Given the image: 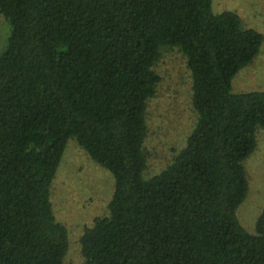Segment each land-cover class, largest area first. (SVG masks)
Returning <instances> with one entry per match:
<instances>
[{
  "label": "trees",
  "instance_id": "16d2710c",
  "mask_svg": "<svg viewBox=\"0 0 264 264\" xmlns=\"http://www.w3.org/2000/svg\"><path fill=\"white\" fill-rule=\"evenodd\" d=\"M0 264H62L51 200L71 138L115 178L110 213L80 239L81 264H264L237 217L245 160L264 127V90L233 91L264 34L213 0H0ZM177 47L198 118L185 147L144 177L155 65Z\"/></svg>",
  "mask_w": 264,
  "mask_h": 264
},
{
  "label": "rangeland",
  "instance_id": "374dc122",
  "mask_svg": "<svg viewBox=\"0 0 264 264\" xmlns=\"http://www.w3.org/2000/svg\"><path fill=\"white\" fill-rule=\"evenodd\" d=\"M216 13L237 12L246 27L264 34V0H213ZM10 34L8 21L0 14V51ZM161 81L157 92L148 102V136L144 143L149 178L165 169L187 143V137L197 122L193 106V78L185 55L174 47L155 65ZM264 90V42L259 54L233 79L235 93ZM257 147L245 160L249 190L237 209L244 228L256 234V223L264 209V127L257 130ZM51 200L54 213L68 229L69 250L62 264L84 261L80 239L86 227L97 217L110 213L109 204L115 191V178L95 162L76 138L68 142L57 172Z\"/></svg>",
  "mask_w": 264,
  "mask_h": 264
}]
</instances>
